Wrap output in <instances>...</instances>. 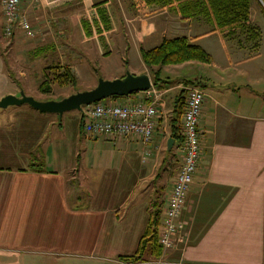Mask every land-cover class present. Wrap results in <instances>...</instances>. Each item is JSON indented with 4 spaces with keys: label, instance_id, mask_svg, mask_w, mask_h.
<instances>
[{
    "label": "crops",
    "instance_id": "0c3cea01",
    "mask_svg": "<svg viewBox=\"0 0 264 264\" xmlns=\"http://www.w3.org/2000/svg\"><path fill=\"white\" fill-rule=\"evenodd\" d=\"M140 1L93 0L97 18L102 15L112 34L95 38L85 18L88 4L49 0L39 7L21 0L19 10L35 36L49 34L51 49L64 46L74 72L67 55L74 32L87 57L105 60L101 46L118 52L113 67L98 64L100 73L114 78L125 69L146 72L150 97L138 91L107 101L153 100L154 129L148 143L133 136L87 137L74 113L65 135L52 113L24 105L3 109L8 125L0 126V264H122L118 256L132 254L143 232L155 186L164 200L180 164L178 134L189 85L199 87L203 99L199 159L179 216L185 241L140 264H264V0L249 3L248 23L259 33L255 49L246 35L227 36L201 17L180 18L175 4ZM2 24L0 6V31ZM175 36L200 46L208 60L163 65L153 83L139 51ZM3 61L0 55V96L22 89L10 83Z\"/></svg>",
    "mask_w": 264,
    "mask_h": 264
},
{
    "label": "built area",
    "instance_id": "2783aa9c",
    "mask_svg": "<svg viewBox=\"0 0 264 264\" xmlns=\"http://www.w3.org/2000/svg\"><path fill=\"white\" fill-rule=\"evenodd\" d=\"M20 2L21 0H0L3 15L1 34L4 38L10 37L17 29L29 37L34 36L27 17L19 10ZM139 92L144 99L153 93L149 89ZM107 99L82 108L81 113L85 115L80 126L82 133L87 137L104 136L109 139L133 136L142 143L150 142L155 116L153 100L119 103ZM202 99L203 92L199 87L187 88L181 113V161L172 177L156 230V240L162 248L174 247L182 240V222L179 216L200 154L197 119Z\"/></svg>",
    "mask_w": 264,
    "mask_h": 264
},
{
    "label": "rangeland",
    "instance_id": "374dc122",
    "mask_svg": "<svg viewBox=\"0 0 264 264\" xmlns=\"http://www.w3.org/2000/svg\"><path fill=\"white\" fill-rule=\"evenodd\" d=\"M73 1H77L79 6L88 4L86 6L88 13L85 14V18L88 19L87 22L89 26V32H91V35H93L95 38H97L99 35L103 37L112 36L111 32L108 31L109 29L106 28L107 25L103 23L102 15H100L99 18H97L95 14V9L93 10V6L95 3L93 2V0H73ZM139 1L140 0H138V2ZM140 2H143V5L145 6H149L150 4H152V3H148L147 0H143ZM33 3L37 4L39 7L40 5H42L43 7H48L47 5H50L49 0H33ZM44 15L47 18L48 15L46 12L44 13ZM53 17L52 18L48 17V19L50 18L52 22L55 23L56 19ZM48 19H46V21H48ZM94 21H96V23ZM47 24H48L47 26H50L49 22H47ZM35 33H33L34 36L29 37L23 31L15 30L11 34V36L8 38H4L3 35L0 36V55L4 58L3 69L5 70V72H12L11 76L8 75V80L10 81V83L13 82L17 84L18 86H20V88L22 89H19V90H22L24 94L30 95L37 100L58 99V98L66 96L75 91L87 90V89L92 88L95 85L97 78L99 77L103 79H111L110 78L111 73H109V71L108 72L103 71V73L99 72L98 64H101L104 62L107 64L108 67H113L114 66L113 64H115L116 61L118 60L117 51H114L111 48L109 49L108 46L105 47V46L100 45L101 48H103L104 52H106V53H103V55H109L107 56L105 60H98L97 58H94L92 56L87 57L81 52L82 49H79V47L81 48L83 45L82 39H80L74 32L73 40H72L73 41L72 43L73 51L71 54H67L69 56L70 62L73 65H75V67L77 66L74 72L65 63L66 62L65 61L66 60L65 58L66 48L64 46L63 47L59 46L61 49L59 47L58 49L57 48L51 49L49 47V41H50L49 34L43 35L42 33L41 35L39 34L35 36ZM14 35L15 37L12 39ZM59 55L61 56L60 60L58 59ZM54 63L66 65L74 77V82L59 85L56 82L48 80L49 81V92L41 93L38 90L37 85L44 77V73H45L44 67L50 64H54ZM82 63H85L84 67L81 66L83 65ZM85 67L86 69L84 70ZM9 87H10L9 88L10 90L12 88L15 89V86H13L12 84ZM188 87H192V85H189ZM19 90L17 89L16 91H14V93L17 94ZM186 91L187 89L185 90V95H186ZM102 101L105 102L106 100L103 99L101 100V102ZM22 105H24V107H29L26 104H22ZM84 106H82V108ZM12 107L14 106H7V108L5 107L6 109L0 108V126L8 125V120H6L5 118L6 115L1 114L4 111L3 109L7 110V109H11ZM74 113L75 114L79 113L80 120L85 119V115L84 114L82 115V113H80V111L78 110L65 111L62 113L60 117H58L56 114H52L53 117L57 116L58 118H60L59 120L63 127L62 130L66 131L65 135H68V133H70V128L73 125V121L71 120V116L69 115H73ZM54 128H56V125H54ZM48 132L56 133L57 131L55 132L54 129H51V130L49 129ZM46 136L48 140L50 136L48 134H46ZM29 138L30 136L27 137V141L29 140ZM46 138L43 140V143L44 141H46ZM36 148L37 150H39L41 146H36L34 149ZM29 155L30 153L27 154V156ZM160 191H161V187L157 185L155 186V189L152 194V203L155 201L154 203L159 204V206L162 201L164 205L165 197H166L165 196L163 200V192H160ZM150 209L151 208H149V210ZM160 213H161V209L158 214V223L161 217ZM157 228H158V224H157L156 230ZM184 241H185V236H184V233L182 232L181 242L176 245L177 247L176 246L174 247L177 249L179 245L184 243ZM166 249L168 248L161 247L159 256H157L156 258L149 259L147 261L160 259L163 250H166ZM140 263L141 262H137L136 264H140Z\"/></svg>",
    "mask_w": 264,
    "mask_h": 264
},
{
    "label": "trees",
    "instance_id": "16d2710c",
    "mask_svg": "<svg viewBox=\"0 0 264 264\" xmlns=\"http://www.w3.org/2000/svg\"><path fill=\"white\" fill-rule=\"evenodd\" d=\"M148 3L157 5L175 4L180 18L201 17L212 23L213 27L226 30L227 36L246 35L252 41V48L257 47L258 30L248 23L249 3L251 0H147ZM142 63L151 73V80L156 83L161 66L166 64H178L187 60L205 62L208 54L197 44L190 42L185 36L163 38L156 46L149 49H140ZM43 79L37 87L41 93L49 92V81L59 85L73 83L74 77L66 65L59 63L44 67ZM136 93V92H134ZM133 94V93H130ZM128 94V95H130ZM123 96H110L107 98H120ZM179 115L181 110H177ZM79 121V126H81ZM173 135V130H170ZM181 138V136L178 134ZM32 167V163L30 164ZM155 202V201H154ZM151 203L148 217L137 246L132 254L119 255L122 264H136L156 258L160 254L161 246L156 241V227L158 224L159 204Z\"/></svg>",
    "mask_w": 264,
    "mask_h": 264
},
{
    "label": "water",
    "instance_id": "95a60500",
    "mask_svg": "<svg viewBox=\"0 0 264 264\" xmlns=\"http://www.w3.org/2000/svg\"><path fill=\"white\" fill-rule=\"evenodd\" d=\"M151 86L146 72L133 74L125 70L123 75L111 79L97 78L95 85L87 90L75 91L58 99L37 100L26 95L22 90L17 94L7 93L0 97V108L26 104L40 113H52L57 116L65 111L78 110L82 106L97 102L110 96H126L130 93L144 91ZM173 139L169 137L166 148L169 149Z\"/></svg>",
    "mask_w": 264,
    "mask_h": 264
}]
</instances>
